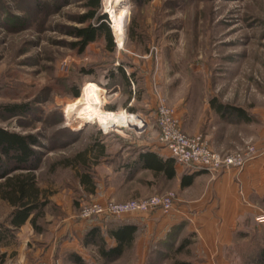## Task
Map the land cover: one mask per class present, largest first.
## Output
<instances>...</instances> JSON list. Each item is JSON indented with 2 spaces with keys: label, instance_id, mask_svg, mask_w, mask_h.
Segmentation results:
<instances>
[{
  "label": "rangeland",
  "instance_id": "rangeland-1",
  "mask_svg": "<svg viewBox=\"0 0 264 264\" xmlns=\"http://www.w3.org/2000/svg\"><path fill=\"white\" fill-rule=\"evenodd\" d=\"M85 12L82 0H0V107L24 103L30 109L14 116L0 109V126L40 139L41 163L34 173L47 203L37 226L28 222L24 230H13L8 240L13 257L4 264H75L73 249L61 251V238L81 236L82 206L101 202L81 185L82 176L89 173L86 185L99 186L97 168L110 165L122 145L156 131L155 89L175 109L183 129L203 134L215 151L232 153L250 144L257 149L255 156L263 150L264 0H123L118 5L101 0L113 51L103 38L83 52L72 45L71 28L82 25L78 19ZM119 67L131 77L129 83ZM113 68L118 85L100 84ZM76 90L81 97L74 95ZM213 99L243 108L252 119L224 116L212 106ZM122 111L138 118L123 117ZM168 192L177 198L176 191L168 190L102 202ZM253 204V213L222 251L227 264H264V225L255 221V214L264 212V198H254ZM11 210L0 201V224ZM162 218L151 229H141L114 261L105 262L96 244L83 254L98 264L203 262L204 245L187 221L159 228ZM185 237L192 242L180 249Z\"/></svg>",
  "mask_w": 264,
  "mask_h": 264
},
{
  "label": "crops",
  "instance_id": "crops-1",
  "mask_svg": "<svg viewBox=\"0 0 264 264\" xmlns=\"http://www.w3.org/2000/svg\"><path fill=\"white\" fill-rule=\"evenodd\" d=\"M122 114L126 118L128 115L138 118L125 111H122ZM158 134L157 127L156 131L139 136L140 139L133 144L122 145L123 147L117 152L116 159L112 160L110 165L103 164V167L97 168V173L101 178L99 186L86 185L91 181L90 177H87V181L81 185L95 200L101 202L107 199L123 201L174 190L177 192L174 210L165 216L162 215L164 214L162 211L157 210L129 213L106 220L83 219L80 226L85 229L84 233L79 237L69 239V241L64 239L65 236L62 237L61 251L73 249L72 255L77 254L87 260L83 252L89 246L94 245L84 242L85 235L90 228L101 226L108 245L115 246L116 240L107 233L110 229L121 224H134L138 226L137 238L141 229L148 226V230L151 229L150 226L154 225L158 218L163 217L164 219L159 220V228H165L168 223L175 225L181 220H186V227L190 231L198 233L199 242L204 245L206 257L203 262L196 264H227L222 251L226 246H231L232 235L236 233L238 225H243L248 216L253 213L254 198H264V143L262 146L259 145L263 148L262 152L257 154L243 169L222 171L219 175L197 172L192 184L182 186L183 176L192 175L195 171L191 172L186 166L177 163L169 149L159 144ZM213 146L215 149L221 150L219 145L214 142ZM106 158L108 157L104 156V159ZM170 158L173 159L174 177H169L166 174L165 167L158 168L159 165L165 166V161ZM166 169L171 171L170 164H167ZM86 174L89 175V173ZM28 222L18 228L8 226L13 233V230H24L23 227ZM24 241L27 242V238L22 239V242ZM2 253L5 254L4 263L10 255L13 257L8 241L0 244V254ZM98 254L103 259L99 252ZM46 256L44 255L43 259H46ZM18 262L20 261L18 260Z\"/></svg>",
  "mask_w": 264,
  "mask_h": 264
},
{
  "label": "trees",
  "instance_id": "trees-1",
  "mask_svg": "<svg viewBox=\"0 0 264 264\" xmlns=\"http://www.w3.org/2000/svg\"><path fill=\"white\" fill-rule=\"evenodd\" d=\"M68 1L64 0V2ZM82 1H84L86 12L81 14L78 19L82 25L71 28V35L76 38L72 45L79 52H83L90 43L103 38L106 40L109 50L113 51L115 49L114 37L108 15L100 12L101 0ZM119 68L125 80L127 79L129 83L131 77L128 76L126 70L122 67ZM117 78V68H113L109 71L106 82H100V84L106 87L118 85ZM74 95L78 98L81 97L78 90L74 92ZM212 106L224 116H238L241 120L247 122L252 119L243 108L238 106L231 107L222 103L217 104L215 99L212 101ZM0 109L13 116L23 115L30 110L29 106L24 103L3 104ZM40 145L41 141L36 134L21 133L0 126V201H7L12 206L6 223L0 224V244L8 241L13 234L9 226L18 228L28 221L37 226V218L47 204L46 200L41 199L42 190L38 186L34 173L41 163V152L37 149V146ZM167 164H170V172L166 169ZM164 165H159L158 168L163 169L165 167L166 174L169 177H174L173 159L166 160ZM196 173L193 172L192 175L183 176L182 186L192 184ZM87 177L90 176L88 174L82 176V182L87 181ZM137 230L138 226L130 223L121 224L110 229L107 233L116 240V245L109 246L101 226H94L86 233L84 242L96 244L98 252L105 259V262H110L122 256L124 251L133 245ZM191 242L189 237H185L180 242V249L188 246ZM261 256L264 259V250L261 252ZM72 258L75 264H94L77 254H73ZM4 261L5 254L2 253L0 254V264H3ZM174 264H192V262L180 260Z\"/></svg>",
  "mask_w": 264,
  "mask_h": 264
},
{
  "label": "built area",
  "instance_id": "built-area-1",
  "mask_svg": "<svg viewBox=\"0 0 264 264\" xmlns=\"http://www.w3.org/2000/svg\"><path fill=\"white\" fill-rule=\"evenodd\" d=\"M67 65L65 61L63 67ZM157 96V127L159 130L158 142L169 149L177 163L186 166L189 171L209 172L213 174L222 171L242 169L255 158L257 149L248 145L246 149H238L232 153L215 151L203 134H190L181 125L180 118L175 109L166 101V98L155 89ZM137 114V113H135ZM138 115V114H137ZM139 116V115H138ZM142 122V117L140 116ZM176 205L174 192L155 194L148 198L135 199L126 202H90L81 208L83 219L121 217L129 213L162 211L164 214L171 212ZM258 225H264V212L255 214Z\"/></svg>",
  "mask_w": 264,
  "mask_h": 264
},
{
  "label": "bare ground",
  "instance_id": "bare-ground-1",
  "mask_svg": "<svg viewBox=\"0 0 264 264\" xmlns=\"http://www.w3.org/2000/svg\"><path fill=\"white\" fill-rule=\"evenodd\" d=\"M117 1V5L118 4H121L122 2H123V0H116ZM127 12H128V10H127V8L126 7H122L121 8V10H120V15L123 17V18H125L127 15ZM115 115V114H114ZM116 116V115H115ZM117 117V116H116Z\"/></svg>",
  "mask_w": 264,
  "mask_h": 264
}]
</instances>
